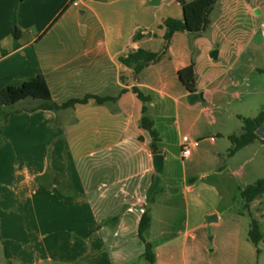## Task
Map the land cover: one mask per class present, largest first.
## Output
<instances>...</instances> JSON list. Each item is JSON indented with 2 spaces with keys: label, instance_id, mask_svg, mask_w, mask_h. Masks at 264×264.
Returning <instances> with one entry per match:
<instances>
[{
  "label": "crops",
  "instance_id": "1",
  "mask_svg": "<svg viewBox=\"0 0 264 264\" xmlns=\"http://www.w3.org/2000/svg\"><path fill=\"white\" fill-rule=\"evenodd\" d=\"M153 1L0 0V90L43 74L58 104L89 94L115 98L105 103L90 99L56 111L31 110L42 102L32 98L34 103L22 108L28 110L25 114L9 117L2 126L0 207L56 200L53 230H26V235L20 230L15 247L7 230H0L12 261L150 264L139 236L141 218L149 210L147 240L153 245L156 264L242 262L241 248L247 242H218L217 230L234 219L245 224L247 213L206 204L201 190L215 189L220 183L227 186L225 179L219 185L205 182L212 176L229 173L234 181H242L252 173L250 165L261 152L264 167L260 139L229 154L230 136L243 131L241 116L253 118L264 111V72L259 70L264 64L242 58L241 51L230 45L224 0L212 9L206 31H176L169 41L164 22L184 18L181 0ZM230 1L254 11L247 0ZM262 1L255 0V7ZM66 6L62 24L55 22L46 31ZM60 29L67 33L60 34ZM255 41L264 42V32L255 35ZM140 48L162 55L137 74L120 58ZM213 50H218L217 58L211 56ZM191 64L195 93L200 95L194 103L193 93L179 76ZM134 87L149 98L147 103ZM144 104L159 134L163 176L154 166L158 154L152 147L154 138L142 126ZM7 109L0 103V115ZM30 122L35 124L33 131ZM186 144L192 145V153L183 158ZM171 147L179 153L169 151ZM14 152L23 153L25 162H14ZM168 152L190 165L178 181L171 175ZM236 187L241 192L242 187ZM227 197L219 191L216 198L221 202ZM263 199L264 195L255 199L250 210L253 206L259 210ZM8 219L9 215L0 214V229ZM249 231L250 223L247 241H251Z\"/></svg>",
  "mask_w": 264,
  "mask_h": 264
},
{
  "label": "rangeland",
  "instance_id": "2",
  "mask_svg": "<svg viewBox=\"0 0 264 264\" xmlns=\"http://www.w3.org/2000/svg\"><path fill=\"white\" fill-rule=\"evenodd\" d=\"M235 1V0H234ZM249 1L254 11L245 10L244 6H235L236 1L224 0V8L227 12V19L226 20V28L227 34L229 38L232 40L230 45L234 49H239L241 51L242 58H252L253 64L263 65L264 64V42H256L255 35H260L261 32H264V1L260 2V6L255 7V0H247ZM237 8V9H236ZM66 11V10H65ZM60 12L56 16V19L47 27L46 31L55 26H59L60 23L66 15V12ZM82 14V13H80ZM217 12L213 13V19H217ZM83 15V14H82ZM59 27H56V30ZM80 29H82L80 27ZM62 30V29H60ZM45 31V32H46ZM60 34L67 33L66 30L59 31ZM256 33V34H255ZM33 99H29L22 103L19 108L16 107L17 105L9 106L7 111H9L11 116H20L25 114V111L22 110L23 107L33 104ZM8 117V119H9ZM30 125V130L33 131L35 129V124H28ZM29 127V126H28ZM169 151L177 154L179 153V149L176 148H169ZM41 151V150H40ZM168 152L170 161L168 162L169 165L172 167L171 175L173 176L174 180L178 181L182 176V172L187 166L188 161L183 164V160L181 158H176ZM26 156L23 153L16 154L15 152L12 154V159L14 162H25L23 158ZM262 159L263 154L262 152L259 155L254 157V160L250 166L253 167V171L250 175L244 177L242 181H234L233 177L226 173L224 176H212L205 180L207 183H215L219 185L220 180H226L227 186L222 185L216 187L215 189H210V187H204L201 190L204 193L203 197L206 201V204H216L222 210L227 211H235L237 209H242L245 213H247L246 218L244 221L246 222L243 225H240L238 221L235 219L232 221L226 222L222 227H220L217 231L220 233L218 237V242H224L226 240L233 242L239 241L242 244L247 242V246H242L241 253H242V262L239 264H264V238L260 241L258 246H256L253 242L247 241L245 230L248 228V224L252 219H256L260 225L261 230H264V199L263 204L261 205L260 209L257 210L256 206H253V210H244L243 207V199L241 197L240 190L237 189V185H240L242 188L245 186L254 183L258 179L264 177V167L262 168ZM263 169V170H262ZM10 173V172H9ZM51 171H48V175H46L45 179L48 180L51 177ZM164 173H161L160 176H163ZM192 176H190V180ZM4 178L0 177V184L3 183ZM49 181V180H48ZM230 181V185L228 183ZM241 188V189H242ZM221 192L224 196H230V199L222 200L221 202L218 200V192ZM235 195L234 197H232ZM216 198V199H215ZM203 199V200H204ZM7 208V210H5ZM0 212L3 215H9L10 219L7 220L6 225L3 229L0 230H7L6 233L9 235V241L13 247L19 243L20 240V230H22L23 234L26 235V230H40L42 229H51L53 230L54 226L56 228V200L49 199L46 202H25L20 205V203H7L4 206L0 207ZM0 213V214H1ZM178 217H181V213L179 212ZM40 221V222H39ZM50 222V226H48V222ZM50 227V228H48ZM216 228V227H214ZM157 231V230H156ZM176 231V230H174ZM1 236V232H0ZM22 236V235H21ZM214 234L209 235V241H213L212 238ZM220 244V243H219ZM259 249V250H258ZM222 250V246H221ZM19 253V252H18ZM8 259L5 254V249L3 247L1 238H0V264H7ZM14 264H21L20 261L16 258L15 261H12Z\"/></svg>",
  "mask_w": 264,
  "mask_h": 264
},
{
  "label": "trees",
  "instance_id": "3",
  "mask_svg": "<svg viewBox=\"0 0 264 264\" xmlns=\"http://www.w3.org/2000/svg\"><path fill=\"white\" fill-rule=\"evenodd\" d=\"M218 0H181L184 12L183 19L177 18H167L165 20V26L167 28L165 39L169 41L176 31H185L192 34H201L206 31L210 25V13L214 8ZM66 6L62 12L67 9ZM20 32L16 31V39L19 38ZM162 54L158 52H152L143 48H140L134 52L129 53L125 57H121L120 60L135 69V72L139 74L146 66L150 63L155 62L160 59ZM261 72H264V68L259 69ZM180 79L186 88L191 92L195 93L197 91V80L195 73V66L191 64L187 67L182 68L179 71ZM133 90L137 93L138 97L142 99L144 103L149 101V98L145 96L138 87H134ZM28 98L40 99L42 102L32 108L31 110H60L64 108L74 107L78 103H88L90 99H95L98 103H105L107 101L113 100L115 98L111 96H98L89 94L84 98H73L69 101L58 104L52 100V93L47 82L46 77L43 74H39L32 78H29L24 81L9 83L0 90V103L6 107L13 106L20 101H23ZM143 117H142V126L148 129L154 140L152 147L155 153L159 152L158 141L159 134L154 128L153 120L148 114V106L144 104L143 108ZM10 112L5 110L0 115V133L2 131V126L7 122ZM243 131L240 134H233L230 136L232 141V147L229 150V154L233 155L241 148L253 143L254 141L260 139L264 142V139L257 133V130L264 126V111L256 117H243ZM1 143V139H0ZM264 195V177L258 179L252 184H249L241 189V197L243 199L244 210H250L251 203ZM154 197H150V201H153ZM151 215L149 210H147L140 222L139 236L142 241L145 243V253L144 256L150 262V264H156L157 256L154 251L153 245L147 240L148 229L151 224ZM250 240L258 246L260 241L264 238V235L261 231L260 225L256 219H252L250 231H249ZM259 250V249H258ZM5 254L8 259L7 264L12 263V254L10 250L6 247Z\"/></svg>",
  "mask_w": 264,
  "mask_h": 264
},
{
  "label": "water",
  "instance_id": "4",
  "mask_svg": "<svg viewBox=\"0 0 264 264\" xmlns=\"http://www.w3.org/2000/svg\"><path fill=\"white\" fill-rule=\"evenodd\" d=\"M153 2H156V1L154 0ZM211 56L213 58H217L218 50H213L212 53H211ZM199 96H200L199 94L193 93L192 96H191V101L193 103L196 102V100L198 99ZM257 133L264 139V126L259 128L257 130ZM163 165H164V155L163 154H159V153L155 154V156H154V166H155V170H156L157 173H161L162 172ZM213 217H214L213 215L209 216L208 221L210 222Z\"/></svg>",
  "mask_w": 264,
  "mask_h": 264
},
{
  "label": "built area",
  "instance_id": "5",
  "mask_svg": "<svg viewBox=\"0 0 264 264\" xmlns=\"http://www.w3.org/2000/svg\"><path fill=\"white\" fill-rule=\"evenodd\" d=\"M194 144H197V142H195ZM192 153V145L191 144H186L182 147V157L183 158H187L191 155Z\"/></svg>",
  "mask_w": 264,
  "mask_h": 264
}]
</instances>
